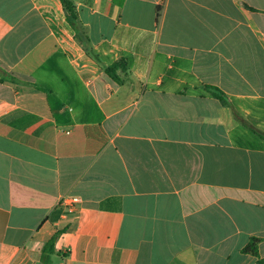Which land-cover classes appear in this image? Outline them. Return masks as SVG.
Listing matches in <instances>:
<instances>
[{
    "label": "crops",
    "instance_id": "obj_1",
    "mask_svg": "<svg viewBox=\"0 0 264 264\" xmlns=\"http://www.w3.org/2000/svg\"><path fill=\"white\" fill-rule=\"evenodd\" d=\"M71 1L0 0V264H264V0Z\"/></svg>",
    "mask_w": 264,
    "mask_h": 264
},
{
    "label": "trees",
    "instance_id": "obj_2",
    "mask_svg": "<svg viewBox=\"0 0 264 264\" xmlns=\"http://www.w3.org/2000/svg\"><path fill=\"white\" fill-rule=\"evenodd\" d=\"M64 10L66 11V18L68 23L73 27L75 25V20L77 18L76 10L73 2L71 0H60ZM124 61V60H123ZM122 59H118L115 61H112L108 65L104 67V72L107 74V76L112 79L113 81L120 82L121 77L117 73V69L120 68L124 71V62ZM211 89V94L216 97L219 101L222 103H226L223 93L220 89L217 87H209ZM59 234V231L55 232L49 240L43 245L40 260L36 264H47L49 260V253L52 252L55 239L57 238ZM258 237H251L249 241L241 248L242 252L250 253L252 255L257 256V244L259 242Z\"/></svg>",
    "mask_w": 264,
    "mask_h": 264
},
{
    "label": "built area",
    "instance_id": "obj_3",
    "mask_svg": "<svg viewBox=\"0 0 264 264\" xmlns=\"http://www.w3.org/2000/svg\"><path fill=\"white\" fill-rule=\"evenodd\" d=\"M78 200H79V199H78V197H76V196H72V197H70L69 200H67L68 210H69V211H72V210H73V204H72V203H75V202H77Z\"/></svg>",
    "mask_w": 264,
    "mask_h": 264
}]
</instances>
